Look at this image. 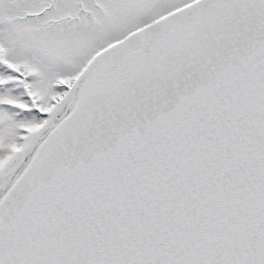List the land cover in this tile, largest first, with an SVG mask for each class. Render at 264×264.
<instances>
[{
    "label": "snow or ice",
    "instance_id": "obj_1",
    "mask_svg": "<svg viewBox=\"0 0 264 264\" xmlns=\"http://www.w3.org/2000/svg\"><path fill=\"white\" fill-rule=\"evenodd\" d=\"M0 264H264V0H0Z\"/></svg>",
    "mask_w": 264,
    "mask_h": 264
}]
</instances>
